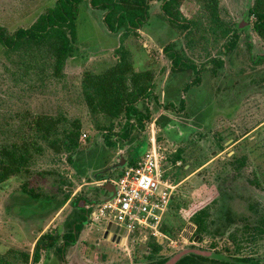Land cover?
Returning <instances> with one entry per match:
<instances>
[{"label": "rangeland", "instance_id": "374dc122", "mask_svg": "<svg viewBox=\"0 0 264 264\" xmlns=\"http://www.w3.org/2000/svg\"><path fill=\"white\" fill-rule=\"evenodd\" d=\"M55 1L0 0V27L9 33L29 27ZM161 4L151 2L139 36H126L124 30L109 32L104 11L83 0L76 21V50L66 59L61 76L54 74L52 38L42 44L23 42L13 49L0 45V146H9L18 134L29 132L31 115H60L81 122L75 152L57 154L44 146L28 173L0 183V255L5 260L144 264L150 251L147 242L156 237H139L121 247L109 240L104 222H88L77 243L67 247L66 259L55 249L40 252L38 263L32 255L39 234L66 230L72 206L54 210L65 195L81 192L94 204L102 202L110 193L98 188L97 181L114 178L120 169L112 167L141 157L155 136L163 165L176 185L155 260L196 246L264 264V232L256 231L264 217V41L254 30V16L246 14L253 0H220L217 18L197 0H183L179 17L190 21L187 30L171 23ZM241 21L250 25L237 29ZM235 32L236 46L227 50L224 45ZM170 43L199 68L200 82L186 93L184 85L197 74L172 68L163 51ZM122 48L130 53L136 71H149L152 76L150 98L136 103L141 110L148 106L152 119L126 140L119 137L124 116L92 114L81 90L84 72L98 73L114 65ZM108 133L115 141L112 146L105 141ZM32 192L37 197L29 195ZM202 207L206 229L195 240L190 217ZM22 254L30 256L29 262H23Z\"/></svg>", "mask_w": 264, "mask_h": 264}, {"label": "trees", "instance_id": "16d2710c", "mask_svg": "<svg viewBox=\"0 0 264 264\" xmlns=\"http://www.w3.org/2000/svg\"><path fill=\"white\" fill-rule=\"evenodd\" d=\"M153 1L155 0H89V3L93 8L104 11L103 22L109 32L118 33L120 30H124L126 36L130 33L139 36V30L149 18V8ZM156 1L162 2L163 14L171 23L183 30L190 28V21L179 17V5L183 0ZM197 1L211 16L218 17L216 11L219 8L220 0ZM82 2L83 0H56L54 5L41 13L29 27H19L12 33L0 27V45L13 49L23 42L42 44L47 39L52 38L53 41L50 42V46L53 54L54 74L61 76L66 59L76 50V21ZM248 14L254 16V30L264 41V0H253ZM237 39L238 35L235 32L224 47L227 50L234 48ZM163 51L170 59L173 68L189 69L197 74L192 82L184 86V92L199 83V69L194 61L183 57L171 43L165 45ZM119 52L121 58L114 65L98 73L84 72L81 90L85 104L92 114H104L111 118L124 116L126 123L119 137L121 140H126L133 130L143 131L146 123L152 119V113L148 106L144 110L136 106L140 99L150 98L151 84L149 81L152 80V76L149 71L139 72L134 69L129 52L123 48ZM213 60H217L216 64L222 63L221 59ZM154 98L158 102V98ZM184 102V99L180 100L181 109ZM28 125L29 132H25L21 136L18 134L15 141L9 146H0V183L22 172L28 173L29 164L36 154L43 151L44 146L50 147L59 154L63 152L73 153L80 145L81 122L78 119L69 120L60 115H31ZM109 134H105L104 137L106 143L112 146L115 141H112ZM104 190L106 191V189ZM29 195L37 197L33 192ZM44 199L48 200L49 198ZM67 202L72 206V212L66 220V230L62 234H59L57 230L41 233L35 241L33 262L38 263L40 261V252L42 251L55 249L59 254H63L65 248L78 240L79 234L88 220L90 207L94 203L81 192L75 193L73 196L68 193L63 202L55 205L54 210L60 209ZM87 205L89 206L87 207ZM190 220L196 229L195 240H199L206 229L205 209L202 207L194 211ZM161 230L167 231L165 223L161 226ZM256 231L264 232V217L260 218ZM147 244L150 251L146 255L147 261L144 264H163L168 259L165 257L155 260V255L161 249L158 239L150 240ZM191 248H196V246H191ZM22 255L23 262H29L30 256L28 254ZM2 258L4 259L0 255V264H17L5 259L2 260ZM234 259L243 264H256L258 262V260H247L244 257ZM216 260L189 253L182 256L175 264H207Z\"/></svg>", "mask_w": 264, "mask_h": 264}, {"label": "built area", "instance_id": "2783aa9c", "mask_svg": "<svg viewBox=\"0 0 264 264\" xmlns=\"http://www.w3.org/2000/svg\"><path fill=\"white\" fill-rule=\"evenodd\" d=\"M150 142L141 157L126 162L114 178L99 180L100 184L110 181L114 191L108 200L92 205L88 216L94 224L104 222L110 237L120 244L128 245L139 237L159 239L171 210L176 185L163 165L155 136Z\"/></svg>", "mask_w": 264, "mask_h": 264}, {"label": "water", "instance_id": "95a60500", "mask_svg": "<svg viewBox=\"0 0 264 264\" xmlns=\"http://www.w3.org/2000/svg\"><path fill=\"white\" fill-rule=\"evenodd\" d=\"M242 24L239 26L240 28H242ZM125 166V161H121V163L116 164V166L112 167V168H123ZM101 186L103 188H105L107 190V192L110 193V195L108 197H106L103 201L108 200L109 198H111L110 196H112L113 191H114V187L111 184L110 181L101 184ZM102 201V202H103ZM101 202H97V205L100 204ZM189 253H195L198 255H202L205 257H209V258H213V259H217V260H226V261H232V258H228L225 257L224 255H221L219 253H216L214 251H208V250H204V249H198V248H188V249H184L179 251L178 253L172 255L167 262H165L164 264H175L182 256L189 254Z\"/></svg>", "mask_w": 264, "mask_h": 264}, {"label": "flooded vegetation", "instance_id": "af4514ba", "mask_svg": "<svg viewBox=\"0 0 264 264\" xmlns=\"http://www.w3.org/2000/svg\"><path fill=\"white\" fill-rule=\"evenodd\" d=\"M156 1V0H155ZM249 10V9H248ZM246 14H248V11H247V13ZM247 25V26H249L250 25V23L249 22H246V23H244V21H241L240 23H238L236 26H237V29H241L239 26L240 25ZM243 26H242V28H243ZM139 31H141V30H139ZM238 40V39H237ZM236 46V45H235ZM233 49V48H232ZM222 60V59H221ZM173 68V67H172ZM175 69V68H174ZM181 69V68H180ZM199 69V68H198ZM200 82V81H199ZM187 84V83H186ZM185 84V85H186ZM184 85V86H185ZM192 87V86H191ZM190 87V88H191ZM184 88V87H183ZM189 88V89H190ZM188 89V90H189ZM187 90V91H188ZM183 91V93H186V92H184V90H182ZM182 99H184V98H182ZM185 100V99H184ZM185 103V102H184ZM126 162L128 163V162H130L129 160H126ZM92 202V201H91ZM92 204V203H91ZM89 205H87V207H88ZM92 207V206H91ZM91 207H90V211H91ZM90 222L91 223V221L90 220H87V222ZM82 232V231H81ZM80 232V233H81ZM79 237H80V234H79ZM79 237H78V240H79ZM107 239H109V238H107ZM77 240V241H78ZM110 241H112L113 243H115L116 245H119V246H121V247H123V246H127V245H124V244H120L119 242H117V239L114 237V236H111V238L109 239ZM77 241L74 243V244H76L77 243ZM74 244H71L70 246H68V247H72ZM67 248H65V250H64V253L62 254V256H63V259H66V256H67V253H66V250ZM66 254V255H65ZM176 254V253H175ZM171 257V256H170ZM170 257H167L168 259L170 258ZM167 259V260H168ZM233 259V262L232 261H230V262H226V260H216V261H213V263H222V264H243L242 262H240V261H237V260H235L234 258H232ZM247 260H249L250 258H246ZM167 260L165 261V262H167ZM164 262V263H165ZM163 263V264H164Z\"/></svg>", "mask_w": 264, "mask_h": 264}, {"label": "crops", "instance_id": "0c3cea01", "mask_svg": "<svg viewBox=\"0 0 264 264\" xmlns=\"http://www.w3.org/2000/svg\"><path fill=\"white\" fill-rule=\"evenodd\" d=\"M97 184H98V186H100V188H102V186H101L99 180L97 181ZM91 201H92V200H91ZM66 204H68V202H67ZM66 204H65V205H66ZM88 222H89V221H88ZM88 222H86V223L84 224V227H83V230H82L81 233L87 231V227H86V226H88V224H89ZM90 224H91V223H90ZM39 235H40V234H39ZM79 238H80V237H79Z\"/></svg>", "mask_w": 264, "mask_h": 264}]
</instances>
